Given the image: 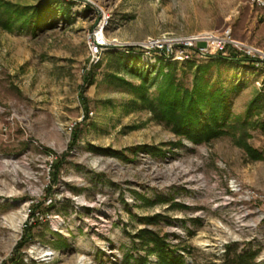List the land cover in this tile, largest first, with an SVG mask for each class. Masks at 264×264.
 Here are the masks:
<instances>
[{
    "label": "rangeland",
    "instance_id": "obj_1",
    "mask_svg": "<svg viewBox=\"0 0 264 264\" xmlns=\"http://www.w3.org/2000/svg\"><path fill=\"white\" fill-rule=\"evenodd\" d=\"M0 1L33 7L45 0ZM67 4V17L48 14L36 32L0 25V264L11 257L27 221L32 237L22 250L24 264H120L127 251L144 253L133 247L131 235L146 226L144 216L154 215L157 221L147 227L180 244L185 264H221L227 244L256 250V262L264 264V160L249 159L230 136L208 144L182 139L173 148L170 143L179 137L169 126L133 102L129 87L107 77L109 54L132 47L150 72L147 85L154 96L160 60L171 63L175 79L190 87L195 70L190 63L236 49L240 57L261 61L222 62L211 77L220 71L227 88L238 87L231 93L237 118L261 97L253 118L264 122V0H64ZM100 24L114 45L102 49L96 65L89 42ZM227 31L229 41L217 48L211 39H223ZM148 37H194L208 52L188 51V57L152 65L135 46ZM91 74L94 82L84 86ZM75 130L76 144L47 194L50 165L66 153ZM248 133V142L264 150L262 126ZM139 145L158 146L165 154L128 150ZM44 198L30 218L33 204ZM150 259L154 264V255Z\"/></svg>",
    "mask_w": 264,
    "mask_h": 264
},
{
    "label": "trees",
    "instance_id": "obj_2",
    "mask_svg": "<svg viewBox=\"0 0 264 264\" xmlns=\"http://www.w3.org/2000/svg\"><path fill=\"white\" fill-rule=\"evenodd\" d=\"M63 3L64 0H45L43 4L33 7H14L9 3L0 1V25L10 31L30 29L32 32H36L48 14H51V16L62 14L67 17L70 3L65 6H63ZM3 13L7 15L6 18H1ZM125 50L128 52L109 54L107 63L112 71L107 73V77L129 87L133 102L140 103L151 112L155 119L169 126L170 130L179 137L178 141L170 143L173 148L179 146L182 139L194 144H208L216 138L230 136L245 151L249 159L264 160V150L254 148L247 140L249 129L258 126H262V129H264V122H259L253 118V109L260 107L261 97L252 100L243 119L237 118L232 111L231 93L238 90V87L227 88L220 71L217 72L214 78L211 77L212 68L219 63L227 61H255L258 63L261 61L259 58H250L245 53L243 57H240L236 49H229L230 53L227 56L222 55L221 51L215 55H208L210 61L196 65L190 63L189 67L195 66L190 87H185L175 79L171 63L164 64L160 60L158 74L161 81L157 86L156 94L152 96L147 85V77L150 72L141 64V55H136L132 47L125 48ZM262 61L264 62V60ZM145 65L149 66V64ZM121 71L131 77L138 78L139 83L134 84L126 80L121 75ZM93 82L94 78L91 74L86 79L84 86L91 85ZM83 93L84 91L79 96L86 117L88 106L87 98ZM77 137L78 131L75 130L66 153L60 155L51 163V180L46 190L47 194H51L53 186L57 184L64 157L76 144ZM90 148L92 150L98 149L94 145H91ZM128 150H131L134 154L139 150L153 155L165 154L161 148L154 145H139ZM113 153L124 155V150L119 153L113 151ZM44 203L45 198L33 204L29 217L35 218L36 211ZM157 217L156 215L144 216L142 220L146 226L139 228L136 233L131 235L133 247L143 250L144 253L134 254L127 251L123 254L120 264H151V255L155 257L154 264H185L180 244L171 242L167 234H160L147 227V225L155 223ZM30 231L31 223L27 221L24 225L23 235L17 242L11 257L3 261L2 264H24L22 250L32 237ZM256 257V250H238L235 245L227 244L225 245L221 264H258Z\"/></svg>",
    "mask_w": 264,
    "mask_h": 264
},
{
    "label": "built area",
    "instance_id": "obj_3",
    "mask_svg": "<svg viewBox=\"0 0 264 264\" xmlns=\"http://www.w3.org/2000/svg\"><path fill=\"white\" fill-rule=\"evenodd\" d=\"M79 1V0H78ZM86 1V0H80ZM104 24H100L91 34V39L89 42V49L91 54V62L93 64L99 63L101 59L102 49L106 46L114 45L112 42H107L105 39V35L103 32ZM229 37V31L226 32L225 38L219 39L216 41L211 39L212 43L215 44L217 42V48L223 49L225 42ZM215 40V41H213ZM199 39L194 37L182 38V37H169V38H155L148 37L144 41L138 43L136 49L142 54V58L146 61H150V63L156 64L159 59H167L172 60L176 59V57H188V51H197L199 53H207L208 49L205 46H198L197 42ZM197 44L196 46L194 44ZM195 46V47H193ZM121 48H125L126 46H120ZM154 58V59H153ZM158 63V62H157ZM159 64V63H158Z\"/></svg>",
    "mask_w": 264,
    "mask_h": 264
},
{
    "label": "bare ground",
    "instance_id": "obj_4",
    "mask_svg": "<svg viewBox=\"0 0 264 264\" xmlns=\"http://www.w3.org/2000/svg\"><path fill=\"white\" fill-rule=\"evenodd\" d=\"M18 227H19V226H18ZM18 227H17V228H18Z\"/></svg>",
    "mask_w": 264,
    "mask_h": 264
}]
</instances>
